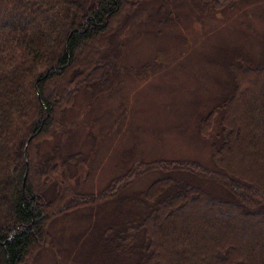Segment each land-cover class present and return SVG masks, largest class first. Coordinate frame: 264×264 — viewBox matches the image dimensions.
Listing matches in <instances>:
<instances>
[{
    "label": "trees",
    "instance_id": "trees-1",
    "mask_svg": "<svg viewBox=\"0 0 264 264\" xmlns=\"http://www.w3.org/2000/svg\"><path fill=\"white\" fill-rule=\"evenodd\" d=\"M141 1L0 0V264H32L49 246L53 219L96 208L153 172L163 177L93 240L111 264H264V64L240 52L226 67L228 94L198 124L212 168L140 161L97 194L45 196L50 179L36 163L39 146L65 131L63 116L81 88L108 84L123 50L116 25ZM210 182L225 197L204 186Z\"/></svg>",
    "mask_w": 264,
    "mask_h": 264
},
{
    "label": "rangeland",
    "instance_id": "rangeland-1",
    "mask_svg": "<svg viewBox=\"0 0 264 264\" xmlns=\"http://www.w3.org/2000/svg\"><path fill=\"white\" fill-rule=\"evenodd\" d=\"M82 1L90 6L94 0ZM218 1L225 10L199 0H142L137 11L121 16L122 57L108 84L81 88L63 116L65 131L39 146L36 163L50 179L47 200L61 190L97 194L140 161L213 167L211 143L200 137L198 124L231 88L226 67L236 52L264 64V0ZM161 177L150 173L96 208L53 219L49 246L32 264H111L93 240L122 220L136 192ZM204 186L225 197L217 184Z\"/></svg>",
    "mask_w": 264,
    "mask_h": 264
}]
</instances>
